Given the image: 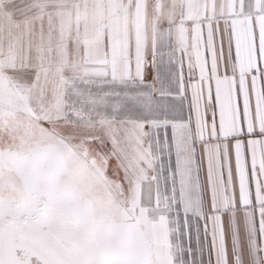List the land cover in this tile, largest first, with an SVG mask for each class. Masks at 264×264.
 Listing matches in <instances>:
<instances>
[{"label": "snow or ice", "instance_id": "snow-or-ice-1", "mask_svg": "<svg viewBox=\"0 0 264 264\" xmlns=\"http://www.w3.org/2000/svg\"><path fill=\"white\" fill-rule=\"evenodd\" d=\"M0 264H264V0H0Z\"/></svg>", "mask_w": 264, "mask_h": 264}]
</instances>
